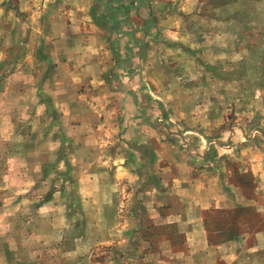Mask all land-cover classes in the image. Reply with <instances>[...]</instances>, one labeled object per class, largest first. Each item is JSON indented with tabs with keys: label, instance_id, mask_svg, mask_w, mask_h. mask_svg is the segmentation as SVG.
I'll return each mask as SVG.
<instances>
[{
	"label": "rangeland",
	"instance_id": "1",
	"mask_svg": "<svg viewBox=\"0 0 264 264\" xmlns=\"http://www.w3.org/2000/svg\"><path fill=\"white\" fill-rule=\"evenodd\" d=\"M201 1V12L214 17L194 12L176 20L190 35L169 31L152 35L150 43L137 35L147 45L135 54L134 73L153 90L137 107L145 108L153 131L160 123L179 133L199 120L211 138L235 127L264 147V0ZM174 5L168 22L178 8H193L191 0ZM13 9L0 12V264H156L147 252L161 237L179 247L177 228L154 225L149 217L139 221L135 186L113 179L110 158L125 155L118 145L135 126L133 116L121 114V102L91 98L86 84L81 87L95 68L65 72L68 66L47 62L48 46L32 50L27 20ZM182 42L196 45L182 52ZM125 144L127 158H143L132 140ZM229 167V182L241 185L251 203L246 210L208 211L213 244L239 229H264V192L257 191L255 174L237 162ZM259 255L264 258V249L256 263ZM215 263L224 262L201 259Z\"/></svg>",
	"mask_w": 264,
	"mask_h": 264
},
{
	"label": "crops",
	"instance_id": "2",
	"mask_svg": "<svg viewBox=\"0 0 264 264\" xmlns=\"http://www.w3.org/2000/svg\"><path fill=\"white\" fill-rule=\"evenodd\" d=\"M11 1L13 3L8 5L9 0H0V12L5 14L11 6L15 13L20 9L22 17L27 20L25 25L30 31L32 50L48 46L53 53L47 56V62L57 68L68 66L69 70L65 69V72L72 68L74 72L95 68V73L89 76L86 73L83 82H79L81 87L86 84V91L92 93L91 98H112L117 104L121 102V114L133 116L135 126L128 128L129 137L118 145L125 155L110 158L115 166L114 182H127L130 190L135 186L138 193L134 191L137 196L134 211L141 213L139 221L142 217H149L154 225L176 227L181 244L171 248V241L161 237L158 248L147 252V259H154L156 264H201V259L207 262L218 259L223 264H248V260L255 259V263H250L264 264L260 255L261 262L256 263L259 252L264 249L262 226L254 231L236 230L220 243L213 244L207 215L211 210L232 207L246 210L251 203L241 185L229 182V162H237L241 171L250 169L256 176L257 191L264 192L263 145L252 144L242 130L235 127L211 138L208 127L199 120H195V126L189 124L181 128L179 133H173L166 124L160 123L156 125L158 132L153 131L154 127L150 129L149 126L155 124L144 121L145 108H138L136 104L147 93L153 95V90L147 91L145 84L140 85L141 80L134 73L137 68L135 54L142 53L147 45L140 42L137 35H144L148 43L152 42V35L168 34L169 31L179 36L190 35L177 21L182 14L187 18L194 12L197 17H207L204 13L214 17L213 13L201 12L202 1L191 0V10L178 8L177 17L169 22L168 19L173 17L171 10L178 0ZM166 18L165 28H162L161 22ZM174 19L176 25L168 28ZM15 34L19 32L15 30ZM193 45L196 44L183 45L182 52L183 49L190 51ZM78 81L80 78L74 82ZM147 87L152 89L149 85ZM162 97L160 99H167L165 94ZM169 131L171 137H177L176 140L169 138ZM130 140L142 149L137 154L143 158H127L125 142ZM113 189L117 195L121 193L119 188ZM130 190L128 193L132 194Z\"/></svg>",
	"mask_w": 264,
	"mask_h": 264
}]
</instances>
